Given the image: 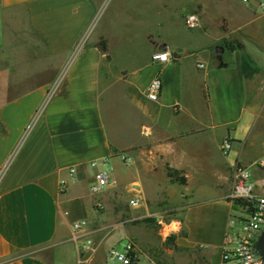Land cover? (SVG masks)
<instances>
[{
    "label": "crops",
    "instance_id": "1",
    "mask_svg": "<svg viewBox=\"0 0 264 264\" xmlns=\"http://www.w3.org/2000/svg\"><path fill=\"white\" fill-rule=\"evenodd\" d=\"M214 1L228 0H0V264H102L103 217L124 202L174 210L158 264L220 263L234 163L264 195V10L234 0L232 14L211 20L191 9ZM188 11L198 26L184 25ZM228 39L241 46L227 49ZM165 45L171 59L153 62ZM241 55L257 70L245 76ZM99 158L115 182L91 193ZM79 218L89 223L73 237ZM199 228L209 241H197Z\"/></svg>",
    "mask_w": 264,
    "mask_h": 264
},
{
    "label": "built area",
    "instance_id": "2",
    "mask_svg": "<svg viewBox=\"0 0 264 264\" xmlns=\"http://www.w3.org/2000/svg\"><path fill=\"white\" fill-rule=\"evenodd\" d=\"M247 2L248 0H241ZM258 5L264 10V0H258ZM183 23L188 28L199 25V16L195 11H188L183 16ZM172 54L167 45L160 50L151 52L150 58L153 62L162 64L170 60ZM160 76L155 73L148 81L144 94L149 99H156L160 90ZM220 150L225 153L230 148V141L224 137L219 143ZM257 163L264 170V154L257 160ZM93 167L92 178L88 183V190L97 193L105 186L113 184L115 179L111 176L104 158L89 161ZM107 166V167H106ZM74 172L73 166H68L67 173L71 176ZM264 185V176L259 178ZM66 185V178L60 177L57 181L58 190H63ZM226 200L231 205L226 219V227L220 246L219 264H264V261L255 247L256 240L264 229V195L255 192V179L249 168L236 162L232 168V179L228 191L225 194ZM128 203L136 205L137 197L128 199ZM89 220L79 218L71 221L73 237L78 230L87 225ZM86 242H89L87 239ZM122 250L113 246L108 249V256L121 260L122 264H158L153 259L140 261L139 253L136 252L130 241H125ZM140 261V262H139Z\"/></svg>",
    "mask_w": 264,
    "mask_h": 264
},
{
    "label": "rangeland",
    "instance_id": "3",
    "mask_svg": "<svg viewBox=\"0 0 264 264\" xmlns=\"http://www.w3.org/2000/svg\"><path fill=\"white\" fill-rule=\"evenodd\" d=\"M109 0H104L103 4H106ZM177 3L184 5L190 0H173ZM233 1H214L209 6H203L197 4L191 9L195 10L199 15L205 16V19L215 20L221 15H229L233 13ZM201 5V6H200ZM180 6L178 5L177 8ZM205 22V21H204ZM107 167V166H106ZM174 210L167 208L161 212L160 215L155 216L152 214H143L138 208H129L126 202L120 204L119 211L114 215H106L103 217V221L107 223L105 231L110 233L109 237L105 241V248L103 250V262L102 264H122L121 260L108 256V249L113 246L119 250H122V245L125 241H130L141 256H147L153 260H158L167 246L171 244L172 235L170 234L168 227L164 222H167L169 218L175 217L173 215ZM88 216V215H87ZM86 216V217H87ZM201 217V224L206 221L204 215ZM197 241L202 243L209 241L203 231L199 228L194 234ZM205 236V237H204ZM208 239V240H207ZM66 252L63 250L60 256L57 258L60 262L67 261L65 258ZM67 259V260H66ZM143 257H140L142 261ZM75 263V259L73 258ZM139 261V262H140ZM90 264H93L92 262Z\"/></svg>",
    "mask_w": 264,
    "mask_h": 264
},
{
    "label": "trees",
    "instance_id": "4",
    "mask_svg": "<svg viewBox=\"0 0 264 264\" xmlns=\"http://www.w3.org/2000/svg\"><path fill=\"white\" fill-rule=\"evenodd\" d=\"M97 47L104 51L106 49V42L104 38H100L97 43H96ZM224 45L227 49H233L235 47H240L241 43L239 41L236 40H232V39H228V40H224ZM241 68L243 71V74L245 76L250 75L251 73H253L254 71L257 70V67L253 66L250 64V59L245 56V55H241ZM167 173L171 176V177H175L177 178L176 175V170L167 167ZM180 180H182V178H179Z\"/></svg>",
    "mask_w": 264,
    "mask_h": 264
},
{
    "label": "water",
    "instance_id": "5",
    "mask_svg": "<svg viewBox=\"0 0 264 264\" xmlns=\"http://www.w3.org/2000/svg\"><path fill=\"white\" fill-rule=\"evenodd\" d=\"M255 247L264 261V229L261 231L260 235L258 236L255 243Z\"/></svg>",
    "mask_w": 264,
    "mask_h": 264
}]
</instances>
